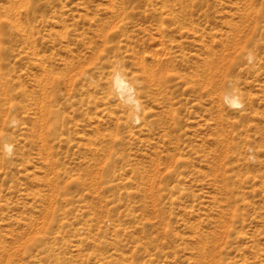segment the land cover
Segmentation results:
<instances>
[{
	"label": "rangeland",
	"instance_id": "rangeland-1",
	"mask_svg": "<svg viewBox=\"0 0 264 264\" xmlns=\"http://www.w3.org/2000/svg\"><path fill=\"white\" fill-rule=\"evenodd\" d=\"M0 264H264V0H0Z\"/></svg>",
	"mask_w": 264,
	"mask_h": 264
},
{
	"label": "bare ground",
	"instance_id": "bare-ground-1",
	"mask_svg": "<svg viewBox=\"0 0 264 264\" xmlns=\"http://www.w3.org/2000/svg\"><path fill=\"white\" fill-rule=\"evenodd\" d=\"M242 54L241 53L239 54V58L242 56ZM250 57L252 58V55ZM159 79H160V81H162V82H159L160 84L164 83L165 78L163 79L160 77ZM113 80H114V85L116 87V90L118 91L121 98H123L126 103L131 105L135 111H139L141 104H140L139 100L137 99L136 90H135L134 86H132L130 83H128L126 81V79L124 78V76L122 74H120L119 72L114 74ZM225 98H226L227 102L233 107H236L237 105L240 104L238 97L232 95L229 92H226ZM5 148L7 151H10V146L7 145V146H5Z\"/></svg>",
	"mask_w": 264,
	"mask_h": 264
},
{
	"label": "clouds",
	"instance_id": "clouds-1",
	"mask_svg": "<svg viewBox=\"0 0 264 264\" xmlns=\"http://www.w3.org/2000/svg\"><path fill=\"white\" fill-rule=\"evenodd\" d=\"M240 107H243V105L241 104Z\"/></svg>",
	"mask_w": 264,
	"mask_h": 264
}]
</instances>
